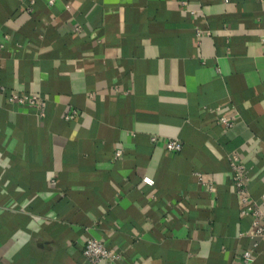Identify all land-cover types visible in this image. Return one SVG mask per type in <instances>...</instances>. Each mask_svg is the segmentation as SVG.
<instances>
[{"label":"crops","instance_id":"0c3cea01","mask_svg":"<svg viewBox=\"0 0 264 264\" xmlns=\"http://www.w3.org/2000/svg\"><path fill=\"white\" fill-rule=\"evenodd\" d=\"M0 85V264H264V0H0Z\"/></svg>","mask_w":264,"mask_h":264},{"label":"built area","instance_id":"2783aa9c","mask_svg":"<svg viewBox=\"0 0 264 264\" xmlns=\"http://www.w3.org/2000/svg\"><path fill=\"white\" fill-rule=\"evenodd\" d=\"M53 1L54 0H48L49 3H53ZM179 1L181 3L185 2V0ZM202 32L203 30L197 29L198 34ZM206 32L208 33V31ZM0 88H3V86L0 85ZM7 100L10 102L35 104L40 108L46 104V98L44 96L26 90H9L7 92ZM40 113H43V111L41 110ZM77 113V108L70 107L64 117L66 119H71ZM218 121L226 127L230 126L233 122L230 116L224 114L219 116ZM150 140L152 142H157L158 139L156 134H151ZM162 144L166 150L172 152L178 151L182 147V142L176 136H167L163 138ZM119 153L120 149L118 148L115 150L114 154L117 156ZM228 162L230 169L233 172L234 190L238 197L239 211L241 214L250 217L251 228L249 234L252 237V242L251 245L242 252V258L248 260L251 256L252 249L258 244V239L264 236V208L262 207V204L264 203V193L261 195L259 201L250 196L245 181V165L237 151H232L228 154ZM194 174L202 184H205L208 187L212 186V184L204 180L200 172L195 171ZM142 180L149 184L152 183L147 177H143ZM82 254L86 259L93 263L103 260L105 264H112L117 257V253L114 250L109 248L103 240L94 236H88L85 239Z\"/></svg>","mask_w":264,"mask_h":264}]
</instances>
